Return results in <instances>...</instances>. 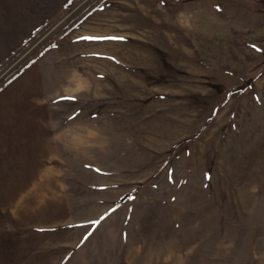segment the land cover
Listing matches in <instances>:
<instances>
[{"label":"rangeland","instance_id":"obj_1","mask_svg":"<svg viewBox=\"0 0 264 264\" xmlns=\"http://www.w3.org/2000/svg\"><path fill=\"white\" fill-rule=\"evenodd\" d=\"M0 264H264V0H0Z\"/></svg>","mask_w":264,"mask_h":264},{"label":"crops","instance_id":"obj_2","mask_svg":"<svg viewBox=\"0 0 264 264\" xmlns=\"http://www.w3.org/2000/svg\"><path fill=\"white\" fill-rule=\"evenodd\" d=\"M26 149V146H23ZM27 150V149H26ZM17 161L15 164V175L22 176L24 173L32 175L29 179L28 184L24 187L20 186V182L17 184L16 189L19 190V193L16 195L14 207L16 208V218L20 217V214H23V207L27 206L31 210V205L35 204L38 200L39 203L45 204L46 199L48 198V188L49 186L44 185L47 182H50L52 176L56 174L57 168L52 165H44L42 168L37 164L29 161V156H23L20 154V151L17 152ZM42 199V200H39ZM19 209V210H18ZM13 210H11L12 212ZM32 211V210H31Z\"/></svg>","mask_w":264,"mask_h":264},{"label":"snow or ice","instance_id":"obj_3","mask_svg":"<svg viewBox=\"0 0 264 264\" xmlns=\"http://www.w3.org/2000/svg\"><path fill=\"white\" fill-rule=\"evenodd\" d=\"M81 39L84 40H91V41H105V40H123L124 37L120 36H90V37H82ZM61 100H74V96H68V97H61ZM86 167H91L90 165H86ZM97 172H99V169H96ZM169 178L171 179V173L169 174ZM132 199V197H130ZM115 211V209H113ZM104 217H101L100 220L94 221L93 223L96 225H99L101 220H103ZM88 235H91V232L88 233ZM85 239H87V236H85Z\"/></svg>","mask_w":264,"mask_h":264},{"label":"trees","instance_id":"obj_4","mask_svg":"<svg viewBox=\"0 0 264 264\" xmlns=\"http://www.w3.org/2000/svg\"><path fill=\"white\" fill-rule=\"evenodd\" d=\"M122 203V201H119L118 204Z\"/></svg>","mask_w":264,"mask_h":264},{"label":"water","instance_id":"obj_5","mask_svg":"<svg viewBox=\"0 0 264 264\" xmlns=\"http://www.w3.org/2000/svg\"><path fill=\"white\" fill-rule=\"evenodd\" d=\"M127 198V197H126Z\"/></svg>","mask_w":264,"mask_h":264}]
</instances>
